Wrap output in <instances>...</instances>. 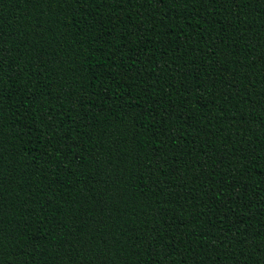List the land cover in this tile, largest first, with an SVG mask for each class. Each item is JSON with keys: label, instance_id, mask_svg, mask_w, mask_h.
Wrapping results in <instances>:
<instances>
[{"label": "trees", "instance_id": "obj_1", "mask_svg": "<svg viewBox=\"0 0 264 264\" xmlns=\"http://www.w3.org/2000/svg\"><path fill=\"white\" fill-rule=\"evenodd\" d=\"M0 264H264V0H0Z\"/></svg>", "mask_w": 264, "mask_h": 264}, {"label": "snow or ice", "instance_id": "obj_2", "mask_svg": "<svg viewBox=\"0 0 264 264\" xmlns=\"http://www.w3.org/2000/svg\"><path fill=\"white\" fill-rule=\"evenodd\" d=\"M5 58H6V56H5L4 52H3V49L0 48V71L3 70Z\"/></svg>", "mask_w": 264, "mask_h": 264}]
</instances>
